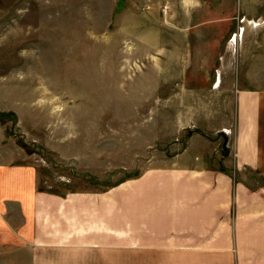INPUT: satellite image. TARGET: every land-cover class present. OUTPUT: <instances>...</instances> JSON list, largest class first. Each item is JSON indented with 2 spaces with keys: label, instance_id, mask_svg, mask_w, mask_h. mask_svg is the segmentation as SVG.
I'll list each match as a JSON object with an SVG mask.
<instances>
[{
  "label": "rangeland",
  "instance_id": "rangeland-1",
  "mask_svg": "<svg viewBox=\"0 0 264 264\" xmlns=\"http://www.w3.org/2000/svg\"><path fill=\"white\" fill-rule=\"evenodd\" d=\"M246 4L254 0H0V124L12 168L26 164L35 191L63 196L164 166L192 133L209 142L196 136L183 159L222 155L234 105L207 89L235 59L236 39L230 25L200 22H236ZM263 55V46L244 51L242 67L261 70ZM260 70L243 72L242 87H263ZM252 176L250 190L264 187ZM19 262L29 251L0 250V264Z\"/></svg>",
  "mask_w": 264,
  "mask_h": 264
},
{
  "label": "crops",
  "instance_id": "crops-1",
  "mask_svg": "<svg viewBox=\"0 0 264 264\" xmlns=\"http://www.w3.org/2000/svg\"><path fill=\"white\" fill-rule=\"evenodd\" d=\"M259 4L242 6L247 12L236 22H200L205 31L230 25L236 39L235 59L207 89L234 105L220 156L183 159L196 136L209 142L192 133L182 152L158 163L164 166L104 191L55 195L35 191L26 164L12 168L15 153L0 124V250L25 249L28 264H264V187L248 183L250 175L264 180V85L242 87L243 72L260 70L242 67L244 51L264 47L256 40L264 31Z\"/></svg>",
  "mask_w": 264,
  "mask_h": 264
},
{
  "label": "built area",
  "instance_id": "built-area-1",
  "mask_svg": "<svg viewBox=\"0 0 264 264\" xmlns=\"http://www.w3.org/2000/svg\"><path fill=\"white\" fill-rule=\"evenodd\" d=\"M240 33L242 34V30L240 29ZM235 36V35H234ZM232 40V39H231Z\"/></svg>",
  "mask_w": 264,
  "mask_h": 264
},
{
  "label": "trees",
  "instance_id": "trees-1",
  "mask_svg": "<svg viewBox=\"0 0 264 264\" xmlns=\"http://www.w3.org/2000/svg\"><path fill=\"white\" fill-rule=\"evenodd\" d=\"M0 117H1V115H0Z\"/></svg>",
  "mask_w": 264,
  "mask_h": 264
}]
</instances>
